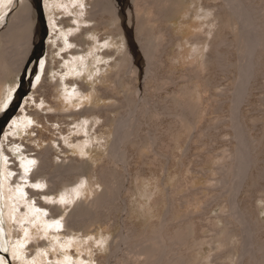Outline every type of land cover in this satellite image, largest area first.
Masks as SVG:
<instances>
[{
    "label": "rangeland",
    "instance_id": "obj_1",
    "mask_svg": "<svg viewBox=\"0 0 264 264\" xmlns=\"http://www.w3.org/2000/svg\"><path fill=\"white\" fill-rule=\"evenodd\" d=\"M27 1L29 7L35 10L29 4L30 1ZM89 1L91 0H70V2L68 0H46L51 6L49 16L54 24L50 37H59H56V40L54 38L49 40V44L53 45L51 50L55 53L52 54L51 50L48 51L46 46L42 52L38 51L36 61L30 64V66H34L33 64L36 62L37 71L31 73L30 78L25 80L24 87L21 84V89L24 88L25 93L20 108L12 114L11 121L0 138V264H105L104 259L108 261L114 258L112 249L119 247L121 241L118 235L122 231L125 233L126 227L137 230L135 237L129 239L124 237L125 242L128 243L130 240L153 236L154 225H161L163 217L169 219L168 226L171 223L190 218L189 245L187 247L191 252L190 258L196 261V264H204L209 255L216 254L211 249V245L215 246L216 243L206 244L202 249L196 248V243L204 244V241L210 242L222 237L215 235L211 227L213 223H216L218 227L224 226L223 219H217V216L229 211L231 204V200L227 197L220 199L221 202L223 201L222 203L210 202L209 206L205 203L217 195L218 191L214 184L215 179L221 177L218 169L223 165L225 159L229 158L230 150L236 149V145H238L232 137L229 114L235 82L233 80L236 79L238 58L241 56L245 62L251 60L252 75L247 95L239 107L241 114L239 131L244 143L247 142L243 129L245 132L246 130L251 131V136L260 140L257 158L251 165L249 164V160H251L249 155L245 181L247 177L251 179L259 175H261V179L254 187L243 186L244 188L242 187L238 191L239 194L237 193V199L239 202L245 203L250 211L256 209L258 215L256 219L263 225L261 239L264 242V199L262 198L264 196V190H262L264 189V61L256 62L259 48V40L256 37L259 32L264 36V26L257 28L258 31L256 30L257 33H255L253 29L256 23L249 10L247 11L244 6V10H242V5H237L236 16L233 14L237 21H233L231 27L219 25L210 34V21L195 20V9L191 1L169 0V10L173 15L168 18V22L165 21L164 25L162 24V27L169 30L172 39H174L166 49L167 54L163 55L164 62L161 64L160 73L165 77H171L175 83L172 85L162 83L156 77H151V74H145L144 71L145 78L142 80V77L134 74L132 66L135 64H132L130 69H124L115 78L103 82L100 75H106L108 68L103 65L108 62L99 59L97 53L113 50L114 46L103 47L99 39L103 37L107 39L105 42H108L112 36L103 34L111 27H107L110 28L109 30L107 28L106 30H97L94 35L85 40L91 44L85 55L78 56L75 60L69 57L70 60L63 61V56H70L72 50L68 46L70 38L81 32V29L75 33L73 31L69 33V30L87 26L83 20L84 16L80 12H84V6L89 5ZM118 1V8L123 12L120 16L124 20L132 8L127 10L124 5L126 1ZM134 1L127 0L128 5L133 7ZM232 1L247 6L250 2V0ZM254 1L259 5L256 7L258 11H256L258 13L256 15L260 18L258 23L261 24V14L264 15V0ZM9 2L0 0V32L9 26L11 17L13 18L20 8V0H13L12 5H9ZM205 2L216 5L220 4L222 0H206ZM227 10L232 12L229 8ZM139 14L145 22L153 18V15L149 14L147 10H141ZM245 19L246 21H244ZM59 20H63L66 26H60ZM127 23L126 21L125 24ZM121 25L125 27L123 22ZM149 27H151V31H155L157 25L152 23ZM125 28L127 34H132V28ZM232 28L234 32L236 30L235 34L237 32L239 35L244 34L240 36L243 53H239L234 47L223 44L217 48L224 53L219 57L217 52L214 53V50L210 49L211 46L208 47V41L201 52H197V46L189 45L186 42L196 35H206L210 37L209 41H214L216 34L233 41ZM130 37L133 40V35ZM244 39H247L246 42ZM164 40L165 37L157 36L154 48L159 49V44ZM175 40L177 43L182 42L184 46L177 49L178 44ZM133 43H136L135 40ZM137 45L133 44L134 47ZM34 49L35 46L32 51ZM210 52L216 56V65L207 67V71L203 72L200 77L206 75L205 78L214 86L196 81L186 82L184 74L189 73V69H193L196 65H201L206 60V54H210ZM47 66L49 74H46L45 71ZM142 67L144 70L146 64L143 63ZM116 69L109 68L110 76L114 75L112 73ZM55 71L60 73H57V77L63 81L59 86L61 89L56 90L57 92L51 85L55 82V78H53L56 74ZM15 76L16 74L13 73L6 82V89H3L2 93L0 91V116L4 114L14 89L21 82L20 77L17 80ZM35 79L37 80L36 85L33 84ZM71 82L72 84L74 82L75 86L70 84ZM40 85H43V88H39ZM44 86L46 87L44 88ZM133 86L137 90L142 89L145 94H152V98L150 97L147 103V115H149V109H155L157 116L149 118L146 115L144 118H140V121L131 119V124L141 129L140 133L147 135L153 132L161 137L156 138L155 144L150 150L131 143L127 144L124 149H117L116 154L122 158V166H118L112 162L109 148L112 147L114 126L120 121V116L126 113V109L113 113L106 111L112 105V99H97L95 96H98L97 92L102 90L108 91L112 97L123 100L127 104L132 102L135 111L127 114L132 118V115L133 117L136 115L138 106L141 104L138 102L137 106V102L129 101L130 97L134 95V91H130ZM76 87L80 91L84 90L83 94L75 93ZM99 95H101L100 92ZM185 103L189 105V110L185 111ZM172 104L179 106V114L189 124L190 130L182 133L175 132L177 135L174 137L175 133L167 135L163 131L168 124L176 128L178 123L174 122L167 113H163L161 109L163 106L168 109ZM116 106L117 104H115ZM101 109L106 112L101 113ZM8 111L9 109L6 112ZM97 112L103 115L100 122L99 120L91 121L93 118L96 119ZM186 112H190V114L188 115ZM90 114L93 115V118ZM105 117H110L111 121L107 125H102ZM86 118L91 120L87 121ZM137 123L141 125H137ZM209 125H212V128L203 132L202 128L205 126L207 128ZM163 126L164 128H162ZM126 128L125 131L128 130V125ZM158 131L162 133L159 134ZM123 133H120V138ZM163 142L168 144L167 149L160 145ZM40 152L52 154L51 160L54 167L50 168L51 171H60L65 168L67 169L65 172L60 171L59 173L77 176L85 174L88 180L80 178L79 182L81 183L77 189L69 190L65 194H58L59 189L58 195H49L45 188H39L34 183H26V180L22 178L20 179L22 182H14V176L10 174V171H16L18 175L25 176L27 165L32 162L30 157L36 156ZM56 164H59V169L55 167ZM98 166H102L103 172L117 175V172L120 171V174L124 175L122 177V179L125 177L124 182L121 183L123 207L120 212L110 214L103 225L92 226L87 236H83L81 232L74 231L73 233L72 231L74 236L70 238L66 233L67 229L63 227L64 222L74 219L77 214L87 212L88 204L85 200L88 201L95 191H105L94 180L96 178H94L93 171ZM23 182L25 183L22 184ZM139 186L140 189H138ZM235 187L238 190V186ZM32 190L34 193H42L41 197L30 196L31 194L26 193V191L31 192ZM72 193L74 194L72 195ZM107 196L108 194H105V197ZM70 208L74 210L70 211ZM12 211H14L15 217H13ZM53 212L61 214V216L54 220L50 217ZM238 212L241 216L240 209ZM231 218L234 219L232 216ZM248 221L250 222V220ZM233 222L237 227L238 223L235 220ZM57 223H60V227L54 229L52 226ZM249 235H251L249 238L251 251H248V246L244 247L243 251L242 241L238 240L239 237H233V240L238 241L232 245L233 251L228 260L219 259L217 262L245 264V257H249L250 264H258L254 246L257 242L255 233L251 232ZM165 254L168 255L167 251ZM121 255V259L123 257L124 259L120 262L119 256V260L116 259L118 264H137L135 259H128L124 251ZM166 256L164 255V260L167 258Z\"/></svg>",
    "mask_w": 264,
    "mask_h": 264
},
{
    "label": "bare ground",
    "instance_id": "obj_2",
    "mask_svg": "<svg viewBox=\"0 0 264 264\" xmlns=\"http://www.w3.org/2000/svg\"><path fill=\"white\" fill-rule=\"evenodd\" d=\"M8 1H10L9 5H12L13 0H8ZM29 1L31 2V0ZM125 1H126L124 4L125 8L127 10H130L131 8L132 9L131 11L128 12L129 15L124 20L120 16L123 14V12L118 8V5H117V2H119L118 0H91L89 1L90 4L89 5L86 4L84 6V12L82 11L80 12L81 15L84 16L83 20L87 26L83 28L76 27L75 29L73 28V30H69V33H72V31L74 33L76 31L78 32L79 29H81V32L77 36L70 38L68 46H70L72 50L70 51V56H67V57L63 56V61L64 62H66V60L68 61L69 57H72V60H75L76 57L78 56L82 57L83 55H85L88 52V48L91 46L90 42H87V41L85 42V40L89 38L90 36L94 35L95 31L100 30V29L106 30L107 27H111V29L109 28L110 30L107 28L109 31H106L103 35L108 34V36L111 35L112 38L111 39L108 38L109 39L108 42H105V40L107 39L103 37H100L99 39V42L102 43L103 47H110L111 45L114 46L113 50H104L103 52L97 53L99 59L101 58L102 61L108 62L106 63V65L105 64L103 65L104 67L106 66L108 68L106 71V75H103V74L100 75V79L103 82L105 81L107 82L110 79L115 78L117 75L121 74V72L124 69H127V68L130 69L131 65L135 64V66H132L134 69V74H137V76L140 78L142 77V80H144L145 78L143 74V71H144L145 74L146 73L151 74V77L152 76L156 77L162 83L169 84V85L174 84L175 83L174 79H172L171 77H165L163 76L164 74L162 75L160 73L161 64L164 62L162 60V58H164L163 55L167 54L166 49L168 48L169 45L173 43V39H174V38L172 39L170 31L162 27V24L165 21H167L171 15H173L169 10V5H170L169 0H144V1L135 0L133 7L128 5L127 0ZM189 1L192 2L193 4L192 6H194V9H195V18H196L195 20L200 19L202 21H205V20L210 21L211 23V30L209 32L210 34L211 32L215 30L216 27H219V25L231 27L232 22L237 21L235 17H233V14L236 16L237 5L238 6L242 5L241 7L243 8L242 10H244V7L247 11L249 10L253 20L256 23V26L255 24H253L255 26V28L253 29L255 33H257L258 31L257 28L264 26V15L263 14H261V24L258 23L260 18L256 15V13L258 12L256 7H259V5H257V3L254 0H250L248 4L249 7L242 3L233 2L232 0H222L220 4H216V5L211 4V3H206L205 2L206 0L205 1L185 0V2H189ZM30 2L29 4L35 10H32L29 7L27 0H20L19 2L20 8L16 12V15L13 18L11 17V20H10L11 23H9V26L0 32V91L1 93L3 89H6V82L13 73L16 74L15 77L17 78V80L20 77L22 87H24L25 86L24 77L26 75V69L31 63H33V61H36L37 54L40 49H45V46H46L48 51L51 50L53 45L49 44V40L53 38L56 40V37H57V36L50 37L53 31L54 24H53V20L52 21L50 20L49 10L51 6L48 5V2H46V0H42V6H43V12L41 13V15L43 14L42 16L39 15L38 10H37V3H36L37 0H32L31 3L33 4V6ZM45 2H46V5H45ZM68 2H70V0H68ZM5 4H8V3H5ZM228 8L232 12L228 11L227 10ZM141 10L149 11V14L153 15V18L150 21L148 20L145 22L140 16L141 13L139 14V11ZM54 21H57V20H54ZM126 21L128 22L127 24H125ZM244 21H246V19ZM122 22H123V25H125V27H128L129 29L132 28L131 29L132 34H127L128 32L126 31V28L121 25ZM152 23L157 25V28L155 31L150 30L151 27H149V25ZM250 24H252L251 21H250ZM59 25L60 26L62 25L63 27L66 26L63 20H59ZM240 29L243 30V28H240ZM232 31L234 32V29ZM235 32L233 35L234 40L232 39L233 41H229V39L225 36H220L216 34L214 36L215 38L214 41L213 40L209 41L210 37L206 35H196L186 40V42L189 45L197 46V52H201L202 48L204 47V45H206V42L208 41L209 42L208 47L211 46L210 49L211 50L213 49L214 53L217 52L219 57L224 53L222 50L220 49L218 50L217 48L223 44H227L228 46L234 47L239 53L241 52L243 53L242 46H241L242 41L240 39V36H243L244 34L239 35L238 32L236 34ZM43 34L47 35V38H48V39L46 38L45 43L41 41V36ZM131 35H133V40H135L136 43H133L132 37H130ZM157 36L165 37V40L159 44L160 45L159 49L154 48L155 44L157 43ZM256 38L259 40L258 42L259 48H258L257 55H256V62L262 63L264 61V36L262 35V33L259 32L257 33ZM133 44L134 46L135 44H138L137 45L138 49L137 47H134ZM176 44H178L177 49H180L184 46L182 42H179V43L176 42ZM33 46H35V49L32 51ZM134 48L136 50H133ZM51 53L53 54L55 53V51L51 50ZM214 53L210 52V54H206V60L203 61L201 65H199L200 67L196 65L195 67H193V69L192 68L189 69L188 71L189 73L184 74V77L186 78V82L191 83L193 81H196L202 84L208 83L212 87L214 86L211 82H209L207 78H205L206 75L202 78L200 77V75L203 72L207 71V67L216 65L217 61H216V56L213 55ZM238 61L239 63L237 64L236 79L233 80L235 82H234V88H233L232 95H231V110L229 114L230 129L233 132L232 137H233V140L237 141L238 145H236V149L230 150L231 153H230L229 158L225 157L226 158L225 162L218 169L221 177L218 178L217 180L215 179V184H214L215 189H217L218 191L217 195L215 197L208 199L207 202L205 203L208 206L211 205L210 202L222 203L223 201L221 202L220 199L221 198L223 199V197H227L231 200V204L229 205V211L217 216V219L219 218L223 219L224 226L218 227L216 223H213L211 227L212 231L215 232L214 233L215 235H219L222 237H219V239H216L210 242L204 241V244L196 243V248H199V249H202L203 246L206 244L210 243L211 245L212 243L213 244L216 243L215 246L211 245L212 251L213 252L215 251L216 254L209 255V257H207L208 258L207 261H204V264H222V263H218L217 260L218 261L219 259L220 260L224 259L225 261L228 260L230 254L233 251L231 247L235 243V241H238V240L242 241L243 251H244V247L246 248L247 246H248V251H251V248H252L251 240L249 239L251 236L249 235V233L251 232L255 233L254 236L257 240V242L254 245L256 247V256L258 257L257 263L264 264V242H262V239H261L263 225H261L260 222L256 219V217L258 216L256 209L250 211V209L246 206L245 203L239 202L237 199L238 194H239L238 191L243 186L254 187L255 185H258V182L261 179V175H259V176H254L251 179L247 177L245 181V177H246L247 169H248L249 155L251 156V160H249L250 162L249 164L251 165L252 163H254L255 159L257 158L260 140L256 139V137L251 136L250 134L251 131L246 130L245 132L242 127L243 132L246 137L245 140L247 142V143H244L243 138L241 137V134L239 131L240 116H241L239 112L240 111L239 107H240V104L244 101L247 95V90L249 89L248 85H249V82L251 80V75H252V63L250 59L247 62H245L242 56L241 58H238ZM41 63H43V61H41ZM143 63L146 64V67H144L145 68L144 70L142 69ZM197 67H199V69H197ZM109 68H117L116 71L112 73L114 75L110 76L111 73L109 72ZM55 69L57 70V68ZM48 70H49V67L47 66L45 69L46 74H49ZM36 71H37V68H36V62H35L32 68V73H35ZM55 72L56 74L54 76L52 75L53 78H55V82L52 83L51 85L53 86L55 91L56 90L58 91V89L60 88L59 86L62 85L63 81L61 80L60 77L59 78L57 77L58 72L57 71ZM42 81L45 82V80H42ZM36 83H37V80L35 79L33 84L36 85ZM70 84H72V82ZM73 84L75 86L74 82ZM45 87L46 86H44V88ZM39 88H43V85H40ZM23 90L24 88L21 89V92ZM83 91L84 90L80 91L78 87H76L75 93L79 94L80 92L82 93ZM130 91L131 92L134 91V95L130 97L129 101L137 102V106H138V102L141 103L138 106V109L136 111L137 113L135 112L136 115H134V117L132 115V118H131V115H127L131 111H135V107L132 102L130 104H127L123 100L112 97L110 93H108V91H102V90H99L101 95H99V92H97L98 96H95L97 99H112V105H110V107H108V110L106 111H111L113 113L117 110L119 111V110L126 109V113H123L122 116H120L121 117L120 121L115 126L113 125L114 130L112 132L114 134V138L112 141V147L110 146L109 148V154L112 157V162L118 164V166L119 165L122 166L121 164L122 158L119 157L118 154H116L117 149L119 148L124 149L127 144L131 143L136 146L146 147L147 149L150 150L152 146L155 144L156 138L158 139L159 137H161V135L158 136L156 133H153V132L151 133L149 132L150 134H147V135H145V133L143 134L142 132L140 133L141 129L131 124V119L132 121L133 120L140 121L139 120L140 118H144V116L147 115V103H148V99H150L152 94H149V93L145 94L142 89L137 90L135 86H133L130 89ZM115 104H117L116 107L119 106V108H116ZM184 108H185V111L189 110V105L185 103ZM161 109L163 110V113H167L171 117V119H173L174 122L178 123L176 128H173L171 124H168L165 127L163 133L165 134L167 133V135L169 134L173 135V133L175 132L182 133L184 131H190L188 128L189 124L186 121H184L182 116H180L179 114V111H180L179 106H177L176 104H172L171 107H169L168 109H165L164 106L161 107ZM149 110H150L149 115H147L149 118L157 116V114L155 113V109H149ZM106 111H103V109H101L100 112L103 113ZM100 112L96 113L98 115L96 119H94L93 115L90 114L93 120L89 119L90 117L86 118V120L87 121L99 120L100 122V118L103 117V115L99 114ZM11 113L12 111L9 110L4 116H0L1 118L0 122L3 121L5 118H7L9 115H11ZM186 113L188 115L190 114V112H186ZM172 114L173 116H171ZM103 121L104 122L102 123V125H107L111 120H110V117H105ZM141 121L143 120L141 119ZM127 125H128V130L125 131V128L127 127ZM137 125H141V124L137 123ZM157 125L159 126V123ZM211 126L212 125L207 126V128L206 126L202 128L203 132L209 128L211 129L212 128ZM100 128H102V126ZM162 128H164V126ZM120 133H123L122 138H120ZM176 135L177 134L175 133L173 137ZM160 145L165 149L169 147L168 144H166V142L160 143ZM51 156L52 154L50 152L49 153L40 152L36 156H31L30 160L32 162L27 165L25 176L24 175L21 176L20 174L18 175L16 171H10V174L14 176L13 181L22 182L20 180L22 178L26 180V183L27 182L34 183V184H37V187L39 188L40 187L45 188V190H47L46 193L49 195L50 194L58 195L60 193L65 194V192L69 190L77 189L81 183L79 182L80 178L86 181L88 180V177L85 176V174L78 175L79 176L78 177L77 175H71L68 173L66 174L59 173L60 171L65 172L67 170L65 168L60 171H55V170L51 171L50 168L54 167L52 165ZM55 167L58 169L60 168L59 164H56ZM102 170H103L102 166H98L97 169L93 171L95 173L94 178H96L94 180H96V184H98L99 187L103 188L105 191L103 190H102L103 192L100 190L95 191V193L92 195V197L88 201L85 200V202L88 204L86 208L87 212L85 211L86 213L83 212L82 214H77L75 215L74 219L66 221L63 224V227L67 229L66 233L68 234L70 238L74 236L72 234V231L73 233L74 231L81 232L83 236H87L92 226L103 225L107 221L110 214L115 213V212H120L121 208L123 207V204L121 202V183L124 182L125 177L124 179H122L124 175L122 176V173L120 174V171L117 172V175H112L110 173L103 172ZM20 172L21 171H19V173ZM46 176L48 177L46 178ZM24 183L25 182H23L22 184ZM235 186H238V190H236ZM140 188L141 187L139 186L138 189ZM58 191L59 193L57 194ZM26 193L31 194L30 196L37 195L41 197L42 195V193L41 194L34 193L33 190L31 192L26 191ZM46 193H43V194H46ZM73 194L74 193H72V195ZM105 194H108V196L105 197ZM262 198L264 199V196ZM9 205L10 204L8 203V206ZM238 206L241 211L240 213L241 216H239ZM42 207H45V206H42ZM73 210L74 209L70 208V211H73ZM12 215L13 217L16 216L14 211H12ZM59 216H61V214H55L53 212L50 217L54 218V220H57V217ZM231 216L234 218L233 220H235V222L238 223L237 227L234 224ZM248 220H250V222ZM168 221L169 219H166L165 217H163V221L161 225H157V224L154 225V228H153L154 235L153 236L152 235L145 236V237H142L141 239H137L133 241L130 240V242L128 243L125 242L124 237H127L128 239L135 237V235L137 234V230L134 228L126 227L125 233H123L122 231V233L118 235V238L121 241L119 247L112 249V255L114 256V258H112L111 260L109 259L108 261L104 259V263L105 264H113V263L118 264L119 262H117L116 259H118L119 256L121 259V256H122L121 253L123 254V251H124L126 253L127 258L132 259V260L135 259L137 261V264H196V261L190 258L191 252L189 248L187 247V245H189L188 226L190 225V218L177 221L175 222L176 224L171 223V225L173 226L171 225L168 226ZM52 227L54 229H57L58 227H60V223H57V225L52 226ZM233 237H239V238L238 240H233ZM42 245L44 246V244ZM253 250L254 248L252 249V251ZM166 251L168 253L167 256L165 254ZM164 255L167 257L165 260L163 259ZM123 259L124 257L121 259L120 262H122ZM245 264H250L249 257H245ZM251 264H256V263H251Z\"/></svg>",
    "mask_w": 264,
    "mask_h": 264
},
{
    "label": "water",
    "instance_id": "obj_3",
    "mask_svg": "<svg viewBox=\"0 0 264 264\" xmlns=\"http://www.w3.org/2000/svg\"><path fill=\"white\" fill-rule=\"evenodd\" d=\"M37 10H38V13L39 15H41V13L43 12V6H42V0H37ZM43 15V14H42ZM41 15V16H42ZM47 38V35L43 34L41 36V41H43L45 43V40ZM41 52L43 49H40ZM34 65V64H33ZM32 68L33 66H28V68L26 69V75L24 77V80H27L28 78H30L31 76V73H32ZM20 90V91H19ZM25 93V90H23L21 92V82L17 85V87L14 89L13 93H12V98H11V101L9 102L8 104V107L5 109V112L9 109L10 111H12L11 115H9L7 118H5L3 121L0 122V138L3 134V132L5 131L7 125L9 124V122L11 121V117H12V114L19 110L20 108V105H21V102H22V97H23V94ZM4 112V111H3ZM4 112V114H2L1 116H4L6 113Z\"/></svg>",
    "mask_w": 264,
    "mask_h": 264
}]
</instances>
